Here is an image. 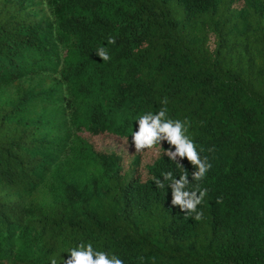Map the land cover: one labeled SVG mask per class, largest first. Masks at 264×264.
<instances>
[{
    "label": "trees",
    "instance_id": "trees-1",
    "mask_svg": "<svg viewBox=\"0 0 264 264\" xmlns=\"http://www.w3.org/2000/svg\"><path fill=\"white\" fill-rule=\"evenodd\" d=\"M164 107L212 164L199 222L154 183L182 172L168 142L132 144ZM82 242L125 264H264V0H0V264Z\"/></svg>",
    "mask_w": 264,
    "mask_h": 264
},
{
    "label": "clouds",
    "instance_id": "clouds-1",
    "mask_svg": "<svg viewBox=\"0 0 264 264\" xmlns=\"http://www.w3.org/2000/svg\"><path fill=\"white\" fill-rule=\"evenodd\" d=\"M109 44H115V38H109ZM98 57L103 61L111 59L108 51L100 47L97 51ZM167 104V98L162 101ZM167 108H161L157 113L148 112L139 117L138 130L131 135L132 144L137 152L143 149H153L154 146H161L163 141H167L171 146L165 150V155L172 164L182 172L177 179L172 171L161 174L163 182L157 178L154 183L158 189L171 188V204L179 207L185 213L184 219L202 221L205 216L199 206L208 195L207 188L201 187V183L206 178L207 173L212 168L207 156H201L203 151L194 142L188 133L187 121L171 119L167 116ZM172 148L175 150L173 151ZM214 148H209L208 152H214ZM179 158V159H178ZM187 159L196 169L192 174V181L197 183L190 187L188 172L183 167L181 160ZM219 202V201H218ZM141 261L143 258H140ZM62 264H125L124 260L115 254L96 250L91 243H80L69 249L67 259L61 258ZM51 264H58V260L53 257Z\"/></svg>",
    "mask_w": 264,
    "mask_h": 264
},
{
    "label": "rangeland",
    "instance_id": "rangeland-1",
    "mask_svg": "<svg viewBox=\"0 0 264 264\" xmlns=\"http://www.w3.org/2000/svg\"><path fill=\"white\" fill-rule=\"evenodd\" d=\"M84 135V134H82ZM111 137L108 136V135H98V136H93L91 137L90 136V141L91 143L96 147V148H99V147H112V142H111Z\"/></svg>",
    "mask_w": 264,
    "mask_h": 264
}]
</instances>
